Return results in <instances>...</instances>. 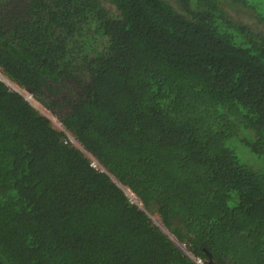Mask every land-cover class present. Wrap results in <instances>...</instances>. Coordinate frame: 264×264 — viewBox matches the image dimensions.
Segmentation results:
<instances>
[{
  "label": "trees",
  "instance_id": "1",
  "mask_svg": "<svg viewBox=\"0 0 264 264\" xmlns=\"http://www.w3.org/2000/svg\"><path fill=\"white\" fill-rule=\"evenodd\" d=\"M161 226L264 264V0H0V264H196Z\"/></svg>",
  "mask_w": 264,
  "mask_h": 264
},
{
  "label": "rangeland",
  "instance_id": "2",
  "mask_svg": "<svg viewBox=\"0 0 264 264\" xmlns=\"http://www.w3.org/2000/svg\"><path fill=\"white\" fill-rule=\"evenodd\" d=\"M239 16V15H238ZM239 18H241L242 19V21L243 22H246V21H251V18L250 17H248V16H246V15H244V17L242 16L241 17V15L239 16ZM9 83V85H11V84H13L12 82H8ZM15 85V84H14ZM14 89L16 88V89H18V90H20L25 96H26V98L35 106V107H37L40 111H42L43 113H45V114H47V115H49L50 117H51V121H52V123L54 124V125H56V126H58V125H60V123L56 120V118L55 117H52V115L49 113V111H47V109H46V106H44L43 104H41L38 100H36L31 94H29L28 92H26L23 88H18V87H16V85L15 86H13V85H11ZM69 137H70V140L73 142V143H76V141L75 140H73V137L69 134ZM151 218H152V220H157V216L156 215H151ZM158 222V221H157ZM158 224H159V222H158ZM165 233L166 234H168V236L171 238V239H173V237H172V235L171 234H169L167 231H165Z\"/></svg>",
  "mask_w": 264,
  "mask_h": 264
},
{
  "label": "clouds",
  "instance_id": "3",
  "mask_svg": "<svg viewBox=\"0 0 264 264\" xmlns=\"http://www.w3.org/2000/svg\"><path fill=\"white\" fill-rule=\"evenodd\" d=\"M35 99H36V98H35ZM75 144H76V143H75ZM127 191H128V190H127ZM128 194H129L130 197H132L134 200L137 201L136 195H134L131 191H128ZM137 202H138V201H137ZM157 224H158V222H157ZM158 225H162V224L159 223ZM161 228H162V230H163L164 233H165V231H167L169 234L172 235L173 239H171V240L175 243V245H177V246H179L181 249H183L184 252H185L187 255H189V256L192 258V260H193L196 264H205V260H204V259H202V258L199 257V256L193 255L192 252H190L189 250H187V247H185L186 245L184 244V242H179V241L175 238V236H174L172 233H170V232L168 231L167 228H165V227H163V226H161ZM165 234H166V233H165ZM167 235H168V234H167Z\"/></svg>",
  "mask_w": 264,
  "mask_h": 264
},
{
  "label": "water",
  "instance_id": "4",
  "mask_svg": "<svg viewBox=\"0 0 264 264\" xmlns=\"http://www.w3.org/2000/svg\"><path fill=\"white\" fill-rule=\"evenodd\" d=\"M28 92H31V89H26ZM36 100H38L41 104H43L44 106H46V104L40 100L39 98H36ZM47 107V106H46Z\"/></svg>",
  "mask_w": 264,
  "mask_h": 264
}]
</instances>
